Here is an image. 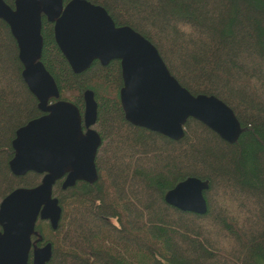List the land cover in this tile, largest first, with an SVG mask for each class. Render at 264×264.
Here are the masks:
<instances>
[{"label":"trees","instance_id":"trees-1","mask_svg":"<svg viewBox=\"0 0 264 264\" xmlns=\"http://www.w3.org/2000/svg\"><path fill=\"white\" fill-rule=\"evenodd\" d=\"M4 1L14 7V0ZM85 1L148 40L190 94L225 103L241 133L229 144L188 119L183 138L173 141L131 125L119 98V61H95L74 74L55 43L53 24L42 17L40 61L59 100L82 115L83 93L93 92L94 128L102 139L97 181L66 190L57 182V229L36 223L40 242L52 244L48 264H264V0ZM22 70L16 41L0 19V202L42 178L9 170L16 131L42 115ZM188 177L208 181L203 215L164 201Z\"/></svg>","mask_w":264,"mask_h":264},{"label":"water","instance_id":"water-1","mask_svg":"<svg viewBox=\"0 0 264 264\" xmlns=\"http://www.w3.org/2000/svg\"><path fill=\"white\" fill-rule=\"evenodd\" d=\"M42 17L53 24L55 43L74 74L93 62L102 66L119 61V91L125 120L133 126L178 141L184 125L194 119L229 144L237 142L241 127L233 111L214 96L192 95L171 76L157 49L127 26H116L98 5L85 0H14L11 8L0 0V19L11 32L23 67L22 79L35 97L36 119L20 127L12 141L9 170L15 177L41 175L33 188H17L0 202V264H48L52 244L36 230L38 220L55 230L62 210L53 196L61 182L66 190L77 182L97 181L95 158L102 139L94 129L97 102L93 92L83 93L84 110L59 100V90L41 63ZM55 99V102L51 100ZM208 181L195 177L176 184L164 201L182 212L206 213L204 192ZM35 237L32 240V237Z\"/></svg>","mask_w":264,"mask_h":264},{"label":"flooded vegetation","instance_id":"flooded-vegetation-1","mask_svg":"<svg viewBox=\"0 0 264 264\" xmlns=\"http://www.w3.org/2000/svg\"><path fill=\"white\" fill-rule=\"evenodd\" d=\"M34 239H35V237H34ZM32 240H33V237H32ZM41 240H42V239H41ZM37 243H38V244H37ZM37 243H36L37 246H42L44 242H43V241H41V242L38 241Z\"/></svg>","mask_w":264,"mask_h":264},{"label":"rangeland","instance_id":"rangeland-1","mask_svg":"<svg viewBox=\"0 0 264 264\" xmlns=\"http://www.w3.org/2000/svg\"><path fill=\"white\" fill-rule=\"evenodd\" d=\"M95 129V128H94Z\"/></svg>","mask_w":264,"mask_h":264}]
</instances>
